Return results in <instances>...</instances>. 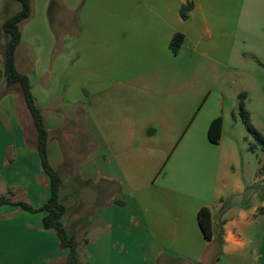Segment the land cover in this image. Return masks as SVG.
<instances>
[{
	"label": "crops",
	"instance_id": "0c3cea01",
	"mask_svg": "<svg viewBox=\"0 0 264 264\" xmlns=\"http://www.w3.org/2000/svg\"><path fill=\"white\" fill-rule=\"evenodd\" d=\"M51 1L33 0L15 60L24 57L47 160L62 181V225L83 235L80 264H264V152L248 150L255 142L237 106L244 94L264 137V101L256 98L264 0H85L79 34H59L60 43L47 17ZM80 1L59 6L73 11ZM186 3L192 9L182 20ZM176 34L183 41L174 54ZM18 95L0 99V197L36 210L49 178ZM71 186L82 192L74 204ZM202 208L210 240L198 225ZM44 216L0 206V264H64L67 250L43 229Z\"/></svg>",
	"mask_w": 264,
	"mask_h": 264
},
{
	"label": "trees",
	"instance_id": "16d2710c",
	"mask_svg": "<svg viewBox=\"0 0 264 264\" xmlns=\"http://www.w3.org/2000/svg\"><path fill=\"white\" fill-rule=\"evenodd\" d=\"M13 1L20 3V11L12 17L6 19L1 25L2 32L6 37V44L3 53L4 85L0 89V99L7 95L8 92L12 91V88L14 86L18 87L37 134L36 152L39 159L40 168L43 173L49 178V196L45 204L36 210L32 209L27 204L12 203L8 199L3 197H0V206H15L28 213H45V216L42 219V227L44 230L54 231L58 240L59 249L67 250V255L64 264H80L77 253L78 242L74 236L69 235L65 231L62 225V219L65 215V208L59 202L58 197L62 181L59 174L50 167L47 160V133L44 128L42 113L35 104V100L31 94L28 79L23 74H19L15 67V52L17 47L21 43L20 27L23 23L28 21L32 15L31 0ZM59 3L60 0H52L47 9V17L58 43H60V35H64L71 32L68 23L63 22V20L59 24H57V28L55 27L56 29H54L56 20L55 17H57L58 14L60 16L64 14V11L60 8ZM191 9V3H186L181 7L180 17L182 20L187 19L188 13ZM70 18L72 19V28H76L75 30H77L76 33H74L79 34V25L75 20L74 14L71 15ZM182 41L183 37L179 34L174 35L171 39L170 48L174 54L178 53ZM58 49L59 47L57 46V50ZM237 99L238 116L244 124L248 134L255 142L254 144H249L248 150L253 153L256 147H259L260 150L264 152V137L254 128V126L250 122L249 113L244 108V94H239ZM221 125V118H217L211 122L207 133V138L210 143L216 144L218 142L221 133ZM259 174L264 176V164H261L259 168ZM260 212L264 213V207L260 210ZM197 219L199 228L201 229L204 238L206 240H210L211 218L208 209H200L197 214Z\"/></svg>",
	"mask_w": 264,
	"mask_h": 264
},
{
	"label": "rangeland",
	"instance_id": "374dc122",
	"mask_svg": "<svg viewBox=\"0 0 264 264\" xmlns=\"http://www.w3.org/2000/svg\"><path fill=\"white\" fill-rule=\"evenodd\" d=\"M84 1L85 0H81L79 5L76 6L75 10L73 11H66L64 10V16L63 15H57V19H61L63 20V22H66L68 23L69 25V28L71 30L70 33H67V34H74V32L76 33L77 30L73 29L72 28V19L70 18L71 15L74 14L75 16V20L77 21L78 20V16L81 12V9L84 5ZM31 5H32V15H31V18L33 17V0H31ZM20 11V3L16 2V1H13V0H0V83H2L0 89L2 88V86L4 85V78H3V53H4V49H5V44H6V37L4 36L3 32H2V29H1V25L2 23L12 17L13 15H15L16 13H18ZM78 23V21H77ZM58 25L56 24V27ZM25 65V61H24V57L20 60L19 57L16 58L15 60V67H16V70L19 74H22V69H23V66ZM13 91L17 92L18 97L16 98V102H17V109L18 111L20 112V114L22 115L23 117V121L25 120V114H28V111L26 110L25 108V105H24V101H23V98L22 96L20 95V92H19V89L17 86H14L12 88ZM261 97V99L264 101V82L262 84H260V88L257 90L256 92V98L259 99ZM256 103H258V100H256ZM26 112V113H25ZM28 118H30L29 114H28ZM34 128V127H33ZM175 160V157L174 159ZM172 160V161H173ZM65 181H67L65 179ZM71 191L68 193L67 192V195H71L69 196L68 200L69 202L68 203H73L75 202V199H76V195H74L73 193H79L81 194L82 192L79 191V189L76 188V186H71ZM95 190H93L94 192ZM91 192L92 190L88 187L85 188V193L84 194H87L85 196H88L89 194L91 195ZM80 198V195H78V199ZM95 204H97V202H93V208L95 207ZM88 208L86 207L84 212H86V215L89 213L87 212ZM65 231L70 235V234H73L75 235V237H77V242H78V248H77V253H79L80 256H82L83 254V251L80 249L81 245L80 243L83 245V235L81 233V240L78 238L79 236L75 233V232H72L68 227H65ZM85 242V241H84Z\"/></svg>",
	"mask_w": 264,
	"mask_h": 264
}]
</instances>
